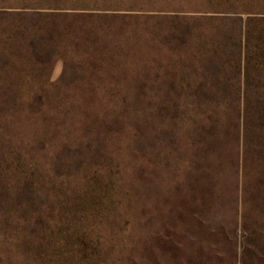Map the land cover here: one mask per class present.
Listing matches in <instances>:
<instances>
[{"label": "rangeland", "instance_id": "1", "mask_svg": "<svg viewBox=\"0 0 264 264\" xmlns=\"http://www.w3.org/2000/svg\"><path fill=\"white\" fill-rule=\"evenodd\" d=\"M45 1L0 0V93L42 94L61 149L66 130L75 127L77 137L81 128L67 111H145V264H204L196 253L208 251L207 242L194 238H208L205 169L191 163L194 125L174 124L171 116L220 112L225 146L213 170L220 263L264 264V72L256 71L255 20L264 0ZM232 111L240 112L237 167V128L224 115ZM33 129L18 123L15 142ZM94 203L115 201L102 190ZM16 230L15 223L1 224L0 236Z\"/></svg>", "mask_w": 264, "mask_h": 264}, {"label": "trees", "instance_id": "2", "mask_svg": "<svg viewBox=\"0 0 264 264\" xmlns=\"http://www.w3.org/2000/svg\"><path fill=\"white\" fill-rule=\"evenodd\" d=\"M29 1L21 0L27 5ZM45 3L50 4L51 0ZM255 20L256 58L261 59H256V71L264 72V14H256ZM243 31L244 53L249 60L253 47L247 25ZM240 42L241 37L237 39L239 49ZM259 80L264 83V77ZM25 94L0 93V139L4 138L0 143V226H17L12 237L5 233L0 236V264H145V111H67L68 118L78 117L81 128L77 137L72 134L75 127L66 130L68 139L61 149L50 130L45 97L40 93ZM219 113L208 109L171 116L174 124L188 120L194 125L191 163L196 171L199 167L205 169L202 175L208 198V238L205 234L194 238L207 242L208 251L196 253L204 257V264H221V249L213 228V170L217 168L216 155L225 146L224 135L217 126ZM224 115L232 117L237 128L235 150L232 149L233 165L237 167L240 112ZM18 123L34 127L29 138L20 135L21 142H15L12 134ZM36 129L42 136H34ZM228 141L229 137L227 145ZM102 190H109L115 203H94ZM197 221L195 227L200 228V220ZM231 242L235 245L234 235ZM196 244L201 246L200 241ZM235 253H231L234 261Z\"/></svg>", "mask_w": 264, "mask_h": 264}, {"label": "crops", "instance_id": "3", "mask_svg": "<svg viewBox=\"0 0 264 264\" xmlns=\"http://www.w3.org/2000/svg\"><path fill=\"white\" fill-rule=\"evenodd\" d=\"M242 56H243V53H242Z\"/></svg>", "mask_w": 264, "mask_h": 264}]
</instances>
